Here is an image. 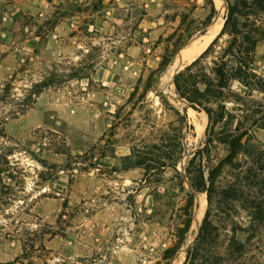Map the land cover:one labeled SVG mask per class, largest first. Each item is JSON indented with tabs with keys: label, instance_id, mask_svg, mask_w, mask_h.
<instances>
[{
	"label": "rangeland",
	"instance_id": "374dc122",
	"mask_svg": "<svg viewBox=\"0 0 264 264\" xmlns=\"http://www.w3.org/2000/svg\"><path fill=\"white\" fill-rule=\"evenodd\" d=\"M209 12L204 0H0V264H264V43L253 88L231 79L194 109L173 82L220 33L224 21L174 66ZM227 45L198 75L215 81ZM136 151L156 162L147 173ZM211 173L208 198L192 181L209 187Z\"/></svg>",
	"mask_w": 264,
	"mask_h": 264
},
{
	"label": "trees",
	"instance_id": "16d2710c",
	"mask_svg": "<svg viewBox=\"0 0 264 264\" xmlns=\"http://www.w3.org/2000/svg\"><path fill=\"white\" fill-rule=\"evenodd\" d=\"M204 1L209 7L210 12L204 21L197 20L198 27L196 28V32L205 29L216 13L213 0ZM225 1L227 3V12L224 24L212 45L225 35L228 37V45L223 49L221 56L214 62V67L210 72L215 76V81L211 80V77H207L205 73L203 75H198L201 72L196 69L201 60L208 54L212 45L196 61L187 66L183 72H179L173 80L177 95L185 99L194 109L196 106H201V102L203 101L208 102L211 98H221L223 96V89L228 87V83L231 79L237 80L245 87L252 88L256 85V81L259 80L251 67L254 62L253 57L257 44L260 41L264 43V0ZM260 16L263 18L262 20H259ZM170 60L171 58L168 60L164 59L161 66H166L170 63ZM198 84L205 86L204 91L200 90ZM50 86L51 82L48 80L36 83L32 86L30 93L32 96L39 95L44 89ZM207 113L211 115L209 109ZM238 145L239 141L234 139L231 143V148L235 150ZM147 155V152L144 153L143 156L140 151H136L135 156L138 159L135 161L133 167L143 168L145 173H147L151 168L147 165V162L156 163L152 159H148ZM132 158V156H126L125 160L131 161ZM166 158L170 160L168 156ZM166 166V164L161 165L162 168ZM213 180L214 174L211 173L208 179L209 187H207L203 180V176L199 175L197 179L192 181V185L198 192H207L208 198H210ZM189 198L190 201L191 199L193 201L192 194H190ZM207 220L208 214L203 221L199 235L200 238L203 237L206 231ZM188 227L189 225L186 224L185 228ZM174 254L175 252L167 251L165 253V258H171Z\"/></svg>",
	"mask_w": 264,
	"mask_h": 264
},
{
	"label": "bare ground",
	"instance_id": "6f19581e",
	"mask_svg": "<svg viewBox=\"0 0 264 264\" xmlns=\"http://www.w3.org/2000/svg\"><path fill=\"white\" fill-rule=\"evenodd\" d=\"M214 4H215V7L217 9H219L220 13L222 14L224 12V9H225L223 0H214ZM223 21H224L223 16H221V18L219 17V19H217L215 22H213L211 25H209L206 33L202 36V38L199 42H194L192 44L189 43V45L182 47L178 52V59L175 61L174 66L176 67V65H178V63H180L179 65H181V64H183L181 62L187 63V62L193 61L195 58H197L198 55H200V53L203 52L204 49L209 45V43L211 42V40L213 39V37L215 36L217 31L220 30V28L223 24ZM167 79L169 80L170 78L168 77ZM197 130H199V132H200L202 130V127L199 126V128Z\"/></svg>",
	"mask_w": 264,
	"mask_h": 264
}]
</instances>
